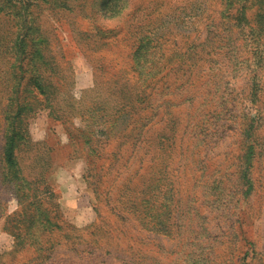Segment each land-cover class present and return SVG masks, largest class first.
Here are the masks:
<instances>
[{
    "label": "rangeland",
    "instance_id": "374dc122",
    "mask_svg": "<svg viewBox=\"0 0 264 264\" xmlns=\"http://www.w3.org/2000/svg\"><path fill=\"white\" fill-rule=\"evenodd\" d=\"M0 264H264V0H0Z\"/></svg>",
    "mask_w": 264,
    "mask_h": 264
},
{
    "label": "trees",
    "instance_id": "16d2710c",
    "mask_svg": "<svg viewBox=\"0 0 264 264\" xmlns=\"http://www.w3.org/2000/svg\"><path fill=\"white\" fill-rule=\"evenodd\" d=\"M11 148L12 147L9 145V147H8V149H6V153H5L6 154L7 161H8L9 164H12L13 163V160L11 159V154H10Z\"/></svg>",
    "mask_w": 264,
    "mask_h": 264
}]
</instances>
